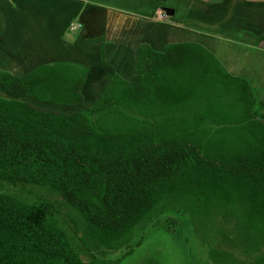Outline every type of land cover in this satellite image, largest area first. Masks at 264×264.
Returning <instances> with one entry per match:
<instances>
[{
  "label": "trees",
  "instance_id": "trees-1",
  "mask_svg": "<svg viewBox=\"0 0 264 264\" xmlns=\"http://www.w3.org/2000/svg\"><path fill=\"white\" fill-rule=\"evenodd\" d=\"M264 41V35L257 44ZM102 46L109 80L88 112L62 113L24 101L83 103L88 68L54 62L13 76L0 70V184L38 186L60 195L85 238L112 252L169 196L186 198L237 222L247 245L264 244V122L247 81L205 41L125 44L123 75ZM96 91V90H95ZM256 264H264V256ZM0 264H96L73 249L47 206L0 194Z\"/></svg>",
  "mask_w": 264,
  "mask_h": 264
},
{
  "label": "crops",
  "instance_id": "crops-1",
  "mask_svg": "<svg viewBox=\"0 0 264 264\" xmlns=\"http://www.w3.org/2000/svg\"><path fill=\"white\" fill-rule=\"evenodd\" d=\"M95 8L133 17L143 10L157 15L163 22H156L134 39L148 43L156 53H164L169 43L217 39L264 57V41L257 44L258 38L264 35V0H0V70L22 76L54 62L86 67L90 71L87 95L83 103L74 107L83 109L93 90L100 96L109 82L99 68L102 46H87L83 42L85 37L95 38L87 35ZM167 21L170 22L167 24ZM72 25L75 30L71 29ZM182 35L186 36L184 41ZM173 37L179 41L174 42ZM127 40H113L115 45L107 53L108 62L116 65L123 75L128 72L131 59L125 44L134 41ZM117 54L121 62L129 63L126 71L115 60ZM230 56L224 58L225 62L249 83L256 98L253 114L264 122L261 87L264 69L259 58L235 52ZM94 71L98 72L95 79ZM0 97L10 99L2 92ZM27 99L34 98L24 101Z\"/></svg>",
  "mask_w": 264,
  "mask_h": 264
},
{
  "label": "rangeland",
  "instance_id": "rangeland-1",
  "mask_svg": "<svg viewBox=\"0 0 264 264\" xmlns=\"http://www.w3.org/2000/svg\"><path fill=\"white\" fill-rule=\"evenodd\" d=\"M92 13L86 34L111 40L128 38L127 41L131 42L156 22H163L158 20L157 15L146 10L134 17L103 8H95ZM201 15L206 17L204 13ZM173 38L174 42L179 41ZM182 38L184 41L186 36L182 35ZM204 41L219 51L223 59L231 57L230 54L235 52L259 58L258 61L264 69V57H258L255 52L233 44L228 46L217 39ZM119 57L117 54L115 60L126 71L129 63L121 62ZM97 73L94 71L93 79L98 77ZM262 75L261 87L264 90V73ZM97 93V90H93L84 102L83 109L35 99H27V102L41 109L68 114L88 112L99 96ZM85 106H88L87 109ZM0 194L12 196L26 204L47 206L50 214L67 233L73 249L83 260H94L96 264H256L264 256V244L254 248V245H247L240 238L236 232V220L226 218L221 210L206 214L197 202L186 198L166 197L159 205L158 215L137 226L130 246L119 252H112L84 237L79 229L81 219L72 206L53 190L33 185L13 187L0 184Z\"/></svg>",
  "mask_w": 264,
  "mask_h": 264
},
{
  "label": "built area",
  "instance_id": "built-area-1",
  "mask_svg": "<svg viewBox=\"0 0 264 264\" xmlns=\"http://www.w3.org/2000/svg\"><path fill=\"white\" fill-rule=\"evenodd\" d=\"M75 28H76L75 25H72V26H71V29H72V30H75Z\"/></svg>",
  "mask_w": 264,
  "mask_h": 264
}]
</instances>
